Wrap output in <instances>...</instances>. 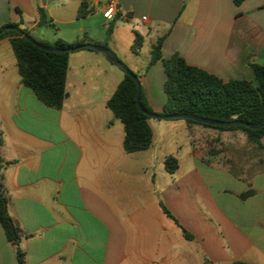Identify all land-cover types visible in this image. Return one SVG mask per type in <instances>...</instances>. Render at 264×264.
Listing matches in <instances>:
<instances>
[{"label":"crops","instance_id":"0c3cea01","mask_svg":"<svg viewBox=\"0 0 264 264\" xmlns=\"http://www.w3.org/2000/svg\"><path fill=\"white\" fill-rule=\"evenodd\" d=\"M81 2L0 0V28L18 24L48 44L101 45L120 60L121 47L134 56L147 48L134 74L157 114L167 75L161 61L149 63L162 37L164 58L178 53L225 82L255 84L250 64L264 66V0H90L92 12L80 17ZM110 2L117 10L107 20ZM136 35L143 43L134 53ZM68 65V96L49 107L22 84L10 38L0 39L1 173L25 264H264V138L148 121L151 147L127 153L124 125L107 107L124 71L90 49L70 53ZM168 126L189 131L176 155ZM168 156L178 160L174 173ZM0 264H18L1 224Z\"/></svg>","mask_w":264,"mask_h":264},{"label":"trees","instance_id":"16d2710c","mask_svg":"<svg viewBox=\"0 0 264 264\" xmlns=\"http://www.w3.org/2000/svg\"><path fill=\"white\" fill-rule=\"evenodd\" d=\"M243 0H236L240 3ZM92 12L90 0H82L80 5V17ZM40 23L46 22L43 10H40ZM7 26L19 27L18 24ZM1 27L0 30L7 27ZM10 38L14 54L17 59L18 71L21 82L30 88L45 105L53 108H61L68 94L66 92V77L68 73V59L70 53H55L40 49L16 31H7L0 39ZM160 38L152 50V58L149 67L161 61L167 79L164 90L167 101L162 114H192L206 119L218 121L241 120L251 124H258L264 117V66L251 63L255 74V84L248 80L223 81L219 77L210 74L198 67L192 66L178 53L169 58L162 56V43ZM40 44L65 49L82 45L83 42L67 43L58 40L54 44L38 41ZM143 39L136 35L132 51L137 53L142 47ZM136 82L127 74L118 85L107 107L114 116L124 125V150L127 153H135L149 149L153 141V131L149 125V116L143 113L137 104ZM140 104L148 112H153L146 102L143 90H141ZM188 122L198 123L204 126L221 130L240 129L248 138L259 144L264 138V126L258 129H250L244 126L218 127L199 123L190 119ZM260 145V144H259ZM264 149L263 146L260 145ZM5 163L0 156V224L2 225L8 240L16 247L18 264H25V251L22 247L23 233L18 223L12 218L8 210V198L3 185L1 173ZM165 168L174 173L178 168V160L174 156H168L165 160ZM164 212L173 218L168 209L162 206ZM185 236L189 235L184 230ZM235 264H248L235 262Z\"/></svg>","mask_w":264,"mask_h":264},{"label":"water","instance_id":"95a60500","mask_svg":"<svg viewBox=\"0 0 264 264\" xmlns=\"http://www.w3.org/2000/svg\"><path fill=\"white\" fill-rule=\"evenodd\" d=\"M7 31H16L18 34H20L22 37H25L27 40H29L31 43L39 47L40 49L48 52H55V53H73L75 51H79L82 49H90L94 50L100 53H103L111 62L115 63L118 65L125 74L130 76L137 85V104L140 108V110L148 115L150 118H155V119H160V120H171V119H190L199 123L211 125V126H218V127H237V126H244L250 129H258L264 126V117L263 119L258 123V124H251L245 121L241 120H234V121H218V120H212V119H206L197 115H192V114H157V113H152L144 110L140 104V96H141V84L139 81V78L130 70V68L123 63L109 48L101 46V45H96V44H91V43H85L82 45H78L75 47H70V48H65V49H58V48H53L49 46H45L40 44L36 39H34L31 35L26 33L24 30H22L19 27H14V26H7L0 30V36L7 32Z\"/></svg>","mask_w":264,"mask_h":264},{"label":"rangeland","instance_id":"374dc122","mask_svg":"<svg viewBox=\"0 0 264 264\" xmlns=\"http://www.w3.org/2000/svg\"><path fill=\"white\" fill-rule=\"evenodd\" d=\"M121 35L122 37H124V31H121ZM126 34V33H125ZM125 40H126V35H125ZM127 49L124 47H121V52L120 55L122 56L121 60L123 61V63H125L126 65L128 64V67L130 68V70L132 72H138L139 69L144 68L148 58H149V53H148V49L145 48L142 50V53L139 56H134L131 53L126 54ZM135 60V62H133V60ZM154 113V112H152ZM150 123H152V125L154 126L156 123H163V125H168V123H173L170 122L172 120H163V121H158L155 120L153 118H149L148 120ZM177 121H181V125H184L183 123H190V124H196V125H201L198 123H193V122H188L185 119H178ZM202 127H206L208 129H214L217 131H227V130H221V129H217V128H212V127H208V126H204L201 125ZM165 128V127H164ZM165 136L167 138V140L169 141V150L171 154L176 155L177 152H181L179 151V146L182 145H189V131H187L185 128L180 127V128H174V127H169L165 128ZM156 135L158 137V133L156 131ZM263 139V138H262ZM181 154V153H180Z\"/></svg>","mask_w":264,"mask_h":264},{"label":"built area","instance_id":"2783aa9c","mask_svg":"<svg viewBox=\"0 0 264 264\" xmlns=\"http://www.w3.org/2000/svg\"><path fill=\"white\" fill-rule=\"evenodd\" d=\"M116 6L114 3L110 2L107 4L106 6V10L104 12V17L107 19V20H112L115 13H116ZM145 19V18H144Z\"/></svg>","mask_w":264,"mask_h":264}]
</instances>
